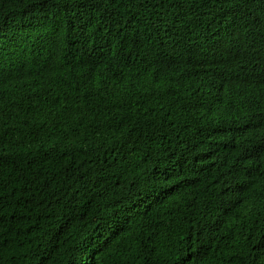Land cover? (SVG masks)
<instances>
[{
  "label": "trees",
  "instance_id": "16d2710c",
  "mask_svg": "<svg viewBox=\"0 0 264 264\" xmlns=\"http://www.w3.org/2000/svg\"><path fill=\"white\" fill-rule=\"evenodd\" d=\"M195 1L0 0V264H264V66L189 90Z\"/></svg>",
  "mask_w": 264,
  "mask_h": 264
},
{
  "label": "clouds",
  "instance_id": "9594fccd",
  "mask_svg": "<svg viewBox=\"0 0 264 264\" xmlns=\"http://www.w3.org/2000/svg\"><path fill=\"white\" fill-rule=\"evenodd\" d=\"M183 9L190 26L182 34L195 35L180 38L182 44L174 47L185 57L187 68L199 76L198 83L193 82L196 87L187 88L196 90L203 99L232 104L238 88L249 83L248 76L264 66V19L243 0H211L209 9L221 14L219 20L187 5ZM197 25L203 30V39L198 36ZM167 56L165 60L177 64L176 57ZM135 70L139 73L140 68Z\"/></svg>",
  "mask_w": 264,
  "mask_h": 264
}]
</instances>
